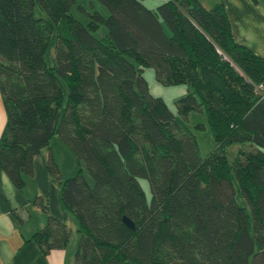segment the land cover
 Segmentation results:
<instances>
[{
	"label": "trees",
	"instance_id": "trees-1",
	"mask_svg": "<svg viewBox=\"0 0 264 264\" xmlns=\"http://www.w3.org/2000/svg\"><path fill=\"white\" fill-rule=\"evenodd\" d=\"M96 1L109 16L79 0H0V172L23 191L56 136L86 164L92 183L82 169L62 179L51 153L47 165L78 224L75 264H264V57L236 42L222 1ZM149 68L189 87L177 113L150 93ZM193 112L216 144L205 158ZM70 237L50 218L31 240L47 254Z\"/></svg>",
	"mask_w": 264,
	"mask_h": 264
},
{
	"label": "crops",
	"instance_id": "crops-1",
	"mask_svg": "<svg viewBox=\"0 0 264 264\" xmlns=\"http://www.w3.org/2000/svg\"><path fill=\"white\" fill-rule=\"evenodd\" d=\"M199 1L208 9L222 1L236 42L264 57V0ZM6 123L0 91V138ZM50 153L55 159L54 151L49 148L34 159L33 176L27 178L23 191L0 172V264H75L80 240L78 224L62 205L61 181L48 172ZM35 199H39L38 204L34 203ZM50 218L66 225L71 237L66 248L46 254L31 238L47 226Z\"/></svg>",
	"mask_w": 264,
	"mask_h": 264
},
{
	"label": "rangeland",
	"instance_id": "rangeland-1",
	"mask_svg": "<svg viewBox=\"0 0 264 264\" xmlns=\"http://www.w3.org/2000/svg\"><path fill=\"white\" fill-rule=\"evenodd\" d=\"M166 0H144V4L149 8H156ZM79 5L83 6L86 10L92 12L94 10L101 12L104 16H109V10L100 4L96 0H79ZM74 16L87 23L88 18L80 11L79 8L75 7L72 11ZM107 33V29L102 27L100 31L96 34L99 38L103 37ZM54 52H55V42L52 44L50 50L46 55V61L48 64H53L54 59ZM145 78L148 81L149 91L152 95L156 97H161L165 100L167 105L170 109L177 113V101L182 97L186 96L189 90L188 86H166L160 83L156 78L155 70L152 68L146 69L145 71ZM198 124H203L204 129H197L196 126ZM188 126L198 139L200 154L202 157H207L216 147L215 141L211 134V131L208 127L207 117L203 113L193 112L191 113ZM51 149L54 151L55 160L58 164L61 174L66 177L75 176L80 169L83 170L85 178L92 183V178L88 171V168L84 162H81V165L78 164L77 158L73 151L66 146L62 140L56 136L50 145ZM239 147L237 145H233L229 148V159L230 161H234L237 156ZM142 186L144 187L148 198L151 196V190L149 183L146 180H141Z\"/></svg>",
	"mask_w": 264,
	"mask_h": 264
},
{
	"label": "built area",
	"instance_id": "built-area-1",
	"mask_svg": "<svg viewBox=\"0 0 264 264\" xmlns=\"http://www.w3.org/2000/svg\"><path fill=\"white\" fill-rule=\"evenodd\" d=\"M256 95L260 100H264V83L257 84L255 87Z\"/></svg>",
	"mask_w": 264,
	"mask_h": 264
},
{
	"label": "water",
	"instance_id": "water-1",
	"mask_svg": "<svg viewBox=\"0 0 264 264\" xmlns=\"http://www.w3.org/2000/svg\"><path fill=\"white\" fill-rule=\"evenodd\" d=\"M125 223L132 229H135L134 223L129 218H124Z\"/></svg>",
	"mask_w": 264,
	"mask_h": 264
}]
</instances>
